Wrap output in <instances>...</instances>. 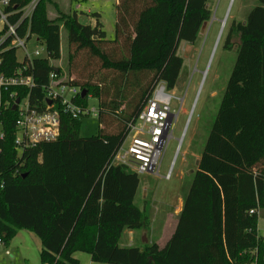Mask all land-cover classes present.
Wrapping results in <instances>:
<instances>
[{
  "label": "trees",
  "instance_id": "1",
  "mask_svg": "<svg viewBox=\"0 0 264 264\" xmlns=\"http://www.w3.org/2000/svg\"><path fill=\"white\" fill-rule=\"evenodd\" d=\"M30 1L11 0L19 7ZM258 2L231 29V37L239 36L236 62L176 229L164 246L140 248L119 244L126 229L150 226L146 209L134 203L139 174L113 158L156 84L176 87L184 62L180 43L197 40L211 18L208 0H117L113 39L98 13H92L95 25L81 22L77 9L53 18L56 1L40 0L32 31L50 57L61 56L64 28L69 74L81 51L100 63L96 78L71 82L87 91L78 103L87 105L88 95L98 100L99 129L83 137L80 118L63 114L56 141L19 151L16 113L6 109L0 138L3 242L22 229L35 233L41 264H80L78 252L105 264H264L258 231L264 209V0ZM13 58L10 52L7 59ZM52 70L47 59L36 60V91Z\"/></svg>",
  "mask_w": 264,
  "mask_h": 264
},
{
  "label": "rangeland",
  "instance_id": "2",
  "mask_svg": "<svg viewBox=\"0 0 264 264\" xmlns=\"http://www.w3.org/2000/svg\"><path fill=\"white\" fill-rule=\"evenodd\" d=\"M55 1L57 6L53 4L50 7L51 17H57V11L67 13L71 9H77L81 22L95 25L97 19L92 13H98L106 37H115L117 0H83L76 3L71 0ZM257 5L258 0H208L211 18L202 26L197 40L194 43H180L178 54L184 62L178 83L170 92L179 99H173V109L178 111L180 105L182 108L173 126L172 138L167 144L158 173L139 174L140 183L135 202L141 208L146 206L148 213L154 205L157 209H164L167 214V207L173 204L178 195L185 194L191 186L236 62L239 36L233 34L231 37V29L234 24L244 23L251 9ZM61 39V56L52 61L53 65L61 68L63 76L73 80L96 78L100 63L91 58L87 51L79 52L71 74L68 73L69 42L67 30L64 28L61 29ZM34 45L36 46V43L32 46ZM38 46L42 47L40 44ZM87 106L90 109H98V100L88 95ZM80 123V134L83 137H90L98 132L97 115H84L80 118ZM169 169L171 176L166 179L165 175ZM145 195L146 205L142 204ZM260 210L258 231L264 240V209ZM154 227L155 232H162L165 226L157 222ZM125 235L121 239V246L126 243ZM138 236H141V232H138ZM155 238L157 239L153 243L161 242L159 235ZM255 253L256 251L253 252ZM9 256L11 253L6 257L10 259Z\"/></svg>",
  "mask_w": 264,
  "mask_h": 264
},
{
  "label": "built area",
  "instance_id": "3",
  "mask_svg": "<svg viewBox=\"0 0 264 264\" xmlns=\"http://www.w3.org/2000/svg\"><path fill=\"white\" fill-rule=\"evenodd\" d=\"M39 1L31 0L19 7L11 0H0V138L5 135V111L11 107L16 113L14 143L19 151L56 141L60 136L63 114L73 118L97 115V108L90 109L78 103L82 90L71 84V77L62 75L61 68L53 65L54 59L45 44L32 31V17ZM33 43L36 46H32ZM10 52L14 53L11 60L7 59ZM42 58L47 59L54 70L41 91H36L35 63ZM173 99L179 100L163 81L158 82L136 120L129 124V131L113 163L125 165L138 174L158 173L182 108L180 105L175 111ZM170 176L171 169L165 178ZM3 244L0 236V245Z\"/></svg>",
  "mask_w": 264,
  "mask_h": 264
},
{
  "label": "crops",
  "instance_id": "4",
  "mask_svg": "<svg viewBox=\"0 0 264 264\" xmlns=\"http://www.w3.org/2000/svg\"><path fill=\"white\" fill-rule=\"evenodd\" d=\"M138 189L134 198L135 204H136L135 200L138 194ZM188 191L189 189L185 194H180L176 197L173 204L167 207L168 209L167 214L164 212V209L162 208L157 209L156 206L153 205L151 212L150 213L147 212L150 219V226L146 229H136V230L126 229L123 232V235L125 234L127 235V240L122 247L133 246V247L142 248L147 244H152L155 241V239H157L155 237L158 235L161 237V242L157 244L160 246H164L176 229L179 216L183 209L184 201ZM142 199H144L143 200L144 203L142 204L146 205L147 203L146 195L143 196ZM138 207L141 208L140 206ZM145 209L147 211L146 206ZM260 211L261 210H259L258 213ZM157 222H160L161 225L165 226L162 232H155L154 226ZM138 232H141V236H138ZM162 233H164L163 236ZM139 240L140 242H138ZM41 250H42L41 240L35 233L24 229L19 230L8 244L4 243L3 245H0V264H41L40 261ZM8 253L9 254L11 253V256H9L10 259L6 257L9 255ZM83 254H87V253H81V252L76 253V257H78V259L80 260V264H94L89 254H87L89 255L88 257H84L85 255ZM100 264H105V263H100Z\"/></svg>",
  "mask_w": 264,
  "mask_h": 264
},
{
  "label": "water",
  "instance_id": "5",
  "mask_svg": "<svg viewBox=\"0 0 264 264\" xmlns=\"http://www.w3.org/2000/svg\"><path fill=\"white\" fill-rule=\"evenodd\" d=\"M87 95V91L86 90H83L82 91V97H85Z\"/></svg>",
  "mask_w": 264,
  "mask_h": 264
}]
</instances>
